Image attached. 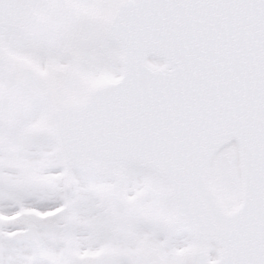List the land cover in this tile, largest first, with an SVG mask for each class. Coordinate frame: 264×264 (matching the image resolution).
Here are the masks:
<instances>
[{"label": "snow or ice", "instance_id": "obj_1", "mask_svg": "<svg viewBox=\"0 0 264 264\" xmlns=\"http://www.w3.org/2000/svg\"><path fill=\"white\" fill-rule=\"evenodd\" d=\"M0 264H264V0H0Z\"/></svg>", "mask_w": 264, "mask_h": 264}]
</instances>
